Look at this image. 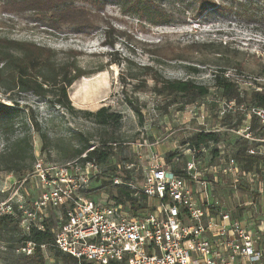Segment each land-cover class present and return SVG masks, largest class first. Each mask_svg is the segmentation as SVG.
I'll return each mask as SVG.
<instances>
[{"label":"rangeland","instance_id":"374dc122","mask_svg":"<svg viewBox=\"0 0 264 264\" xmlns=\"http://www.w3.org/2000/svg\"><path fill=\"white\" fill-rule=\"evenodd\" d=\"M212 1L216 7H209L194 17L193 11L197 7L194 0H164L176 18L186 19L185 23L170 26H152L135 16H124L117 7L109 6L100 29L84 35L66 29L52 30L30 13L7 12L3 0H0V38L82 53L80 67L94 73L69 88L70 100L76 110L95 113L108 108L123 116L120 129L113 131L97 126L92 118L69 114L58 106H51L30 92L15 90L5 93L0 89V103L14 106L17 101L21 109L10 116L11 125L0 120V155L9 143L26 135L33 143L34 155V159L27 160L26 171L0 172V204L14 205L18 197H24L27 202L39 199L44 185L35 174V166L40 161L45 165H65L85 156L72 157L78 147L92 150L101 141L112 137L119 141L116 155L101 166V175L92 180L87 193L92 200L104 204L117 203L115 197L119 195L120 186L114 184L116 178L125 182L131 175L133 186L141 189L143 175L153 164L181 170L189 157V139L198 132L220 130L225 135L223 143L204 147V169L220 166L229 157L237 159L236 151L243 142L226 127H233L242 118V125H247L249 114L247 110H241L234 112L225 122L219 120L217 112L222 98L220 90L214 87V80L224 71L239 80L247 95L252 93L253 86L264 85V1ZM232 5L233 10L222 9L223 6L230 9ZM105 32H108L109 41H115L114 47L105 45ZM118 59L127 62L112 63ZM148 65L169 79H193L208 85L211 94L180 110L183 103L168 106L167 98L154 92L150 78H146V88L134 91L138 82L130 77L142 73V67ZM237 65L242 69H237ZM189 66L199 72H191L187 69ZM130 100L140 106L143 118L132 110ZM249 105L245 103L244 108ZM28 116L36 119L39 131L24 125ZM43 134L47 136L45 141L41 139ZM126 161L135 165L132 170H127L129 172L126 171L128 164L125 163H129ZM240 163L245 175L237 183L233 177L227 176L218 179L214 188L234 215L250 225L252 208L245 203L264 192V160L258 164H250L247 160ZM60 213V210H51L49 216L55 218ZM12 237L20 238L16 232L0 230V264H26L21 257L22 250L14 251L8 246ZM15 245L19 247V244ZM45 260L48 264L55 263L48 251H45Z\"/></svg>","mask_w":264,"mask_h":264},{"label":"built area","instance_id":"2783aa9c","mask_svg":"<svg viewBox=\"0 0 264 264\" xmlns=\"http://www.w3.org/2000/svg\"><path fill=\"white\" fill-rule=\"evenodd\" d=\"M239 87L242 97L247 91L239 80L225 74ZM252 91L262 92L263 85ZM238 105L222 99L217 116L222 120L236 111L247 110L249 123L227 129L250 148L248 155L264 158V107ZM259 127L251 129L252 117ZM206 132H220L208 130ZM206 143L188 148L183 168L153 164L143 175V186L134 199L147 197V205L135 212L130 202L104 204L87 196L92 180L101 175L95 162L77 160L61 166L40 161L35 174L44 191L34 202L18 197L16 203L0 204V215H14L17 208L19 225L25 233L45 230L51 210H60L54 228L56 246L76 259L77 264H264V192L247 200L252 208L253 228L234 215L215 190L218 179L231 176L238 182L245 173L241 163L232 157L220 166L204 169L202 155ZM134 164H128L132 170ZM220 183V182H219ZM222 183V182H221ZM33 244L22 249L31 254ZM44 248V247H42Z\"/></svg>","mask_w":264,"mask_h":264},{"label":"trees","instance_id":"16d2710c","mask_svg":"<svg viewBox=\"0 0 264 264\" xmlns=\"http://www.w3.org/2000/svg\"><path fill=\"white\" fill-rule=\"evenodd\" d=\"M249 1L261 2L264 0ZM194 4L197 6L193 11L195 12L194 17L199 16L203 10L209 7H216V3L212 0H194ZM3 6L7 12L17 15L30 13L37 21L52 30L62 31L66 29L70 32L84 35H90L100 29L104 22V12L109 6L117 7L124 16H135L140 21L152 26H170L174 23L186 22L185 18H176L175 13L167 7L164 0H3ZM234 8V5L230 9L227 6L222 7L225 11L233 10ZM104 40L107 46L114 47L116 44L115 41H109L108 32H105ZM81 55L80 51L74 49L56 50L33 42L0 38V89L5 93H11L15 90L20 93L30 92L36 97L45 100L49 105L58 106L69 114H81L92 118L94 123L101 128H110L113 131H118L123 119L121 113L113 112L108 108H102L93 113L76 110L72 105L69 88L76 81L94 73L80 67L79 58ZM122 61L126 60L118 59L111 62L113 64H121ZM236 68L242 69L240 65H237ZM187 69L193 73L199 72L195 67L189 66ZM141 70H143L142 73L130 77L138 82V85H135L133 90L139 91L141 88H146L148 86L146 78H150L154 83V92L158 96L166 97L168 106L175 105L181 101L183 105L180 110H184L185 106L195 104L211 94V87L198 83L193 79H169L150 65L142 67ZM225 74L223 71L222 74L216 75L214 80V87L220 90L222 99L234 100L238 105L248 103L250 106L264 107V90L262 92L252 91L251 94L247 95L246 93L242 97L238 85L227 78ZM124 92L127 94L125 88ZM16 102H14V106L0 103V120L7 126L12 124L10 116L21 110ZM129 105L138 117L143 118L140 106L131 100ZM231 116V114L227 115L222 121L225 122ZM237 122L233 127L227 126L226 128L230 130L239 128L242 119H238ZM24 125H30L33 129L38 128L36 119L31 116H28ZM259 126L257 117L253 116L251 129L256 130ZM37 130L39 131V128ZM224 136L221 132L202 131L194 134L188 143L191 147H199L206 143L218 145L224 142ZM261 136H264V133ZM41 139L45 141L47 136L43 134ZM237 140L243 142V146L236 151V157L239 162L247 160L250 164H258L264 160L260 156L248 155L247 151L250 146L239 137H237ZM118 144L119 141L112 137L101 141L92 150L84 146L78 147L74 150L72 157L79 158L85 155L80 159L82 162H95L103 166L111 157L116 155L115 149ZM29 159H34L33 143L30 137L26 135L14 143H9L6 151L0 155V172L21 173L24 170L26 171L28 168L26 162ZM126 162L129 163L125 164H134L130 161ZM173 169L177 171L176 168ZM247 169H249L248 166ZM178 172L181 173L180 170ZM132 180L131 175H128L124 183L132 184ZM125 184L118 187L119 195L115 197L117 203L125 204L130 202L135 212L146 207L147 197L142 194L140 199H134L132 196L136 191ZM15 210L16 213L14 215H0V230L6 233L16 232L19 234V239L12 237L8 240V246H11L14 251H21L28 246V243L33 244L34 247L31 254L21 252V257L26 260V264H48L45 260V251L52 255L54 264H77L75 258L63 253L56 246L53 230L56 226L57 218L47 220L44 231L33 229L27 234L20 227L19 213L17 208ZM15 243L16 245L19 244V247H14Z\"/></svg>","mask_w":264,"mask_h":264},{"label":"crops","instance_id":"0c3cea01","mask_svg":"<svg viewBox=\"0 0 264 264\" xmlns=\"http://www.w3.org/2000/svg\"><path fill=\"white\" fill-rule=\"evenodd\" d=\"M250 228H253V222L250 221Z\"/></svg>","mask_w":264,"mask_h":264},{"label":"bare ground","instance_id":"6f19581e","mask_svg":"<svg viewBox=\"0 0 264 264\" xmlns=\"http://www.w3.org/2000/svg\"><path fill=\"white\" fill-rule=\"evenodd\" d=\"M88 101V100H87Z\"/></svg>","mask_w":264,"mask_h":264}]
</instances>
